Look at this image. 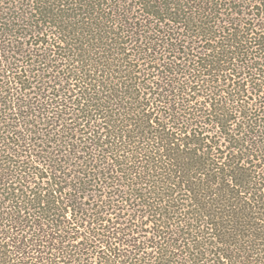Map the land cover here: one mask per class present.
Masks as SVG:
<instances>
[{"label":"trees","instance_id":"obj_1","mask_svg":"<svg viewBox=\"0 0 264 264\" xmlns=\"http://www.w3.org/2000/svg\"><path fill=\"white\" fill-rule=\"evenodd\" d=\"M0 264H264V0H0Z\"/></svg>","mask_w":264,"mask_h":264}]
</instances>
